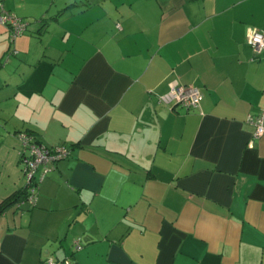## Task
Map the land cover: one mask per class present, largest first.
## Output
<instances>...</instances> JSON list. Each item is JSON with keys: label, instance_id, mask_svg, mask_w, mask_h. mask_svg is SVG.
<instances>
[{"label": "crops", "instance_id": "obj_1", "mask_svg": "<svg viewBox=\"0 0 264 264\" xmlns=\"http://www.w3.org/2000/svg\"><path fill=\"white\" fill-rule=\"evenodd\" d=\"M3 4L27 27L0 25V203L26 186L19 134L70 155L0 216V264H264V51L247 43L264 0ZM174 83L198 109L160 102Z\"/></svg>", "mask_w": 264, "mask_h": 264}, {"label": "built area", "instance_id": "obj_2", "mask_svg": "<svg viewBox=\"0 0 264 264\" xmlns=\"http://www.w3.org/2000/svg\"><path fill=\"white\" fill-rule=\"evenodd\" d=\"M0 25L7 28L10 32V38L22 35L26 31L27 23L18 18L13 13L6 10L3 0H0ZM247 43L257 54L264 51V32L249 28L247 32ZM201 95L198 89L193 87H180L177 84L170 86L168 94L160 98V102L171 106H180L186 111L199 108ZM252 122V118H249ZM256 127L255 137H260L264 132L263 116L256 118L253 121ZM19 139L22 144L20 151V164L22 166L23 175L26 179L28 188L27 200L20 202L17 207L24 205L33 206L36 201V195L39 184L44 177L54 169L58 161L69 157L70 150L66 147L50 148L38 144L31 135L19 134ZM251 147V145H250ZM45 264H58L52 260H47ZM60 264H70L62 262Z\"/></svg>", "mask_w": 264, "mask_h": 264}, {"label": "trees", "instance_id": "obj_3", "mask_svg": "<svg viewBox=\"0 0 264 264\" xmlns=\"http://www.w3.org/2000/svg\"><path fill=\"white\" fill-rule=\"evenodd\" d=\"M22 134L31 135L29 133H22ZM32 137H34V136H32ZM27 198H28V188L27 187H24V189L10 195L8 198H6L5 200H3L0 203V216L3 215L8 209H10L12 207L19 208V207H17V205L20 202L27 200Z\"/></svg>", "mask_w": 264, "mask_h": 264}, {"label": "rangeland", "instance_id": "obj_4", "mask_svg": "<svg viewBox=\"0 0 264 264\" xmlns=\"http://www.w3.org/2000/svg\"><path fill=\"white\" fill-rule=\"evenodd\" d=\"M3 64H4V60H3V59H2V60L0 59V65H3ZM4 67H5V66H4ZM4 67H3V68H4ZM7 70H9V69H7ZM4 74H5V75H4ZM4 74H3V77H4L5 80H6V77H7V78H10L11 75H12V74L9 73V72H6V73H4ZM23 176H24V175H23Z\"/></svg>", "mask_w": 264, "mask_h": 264}]
</instances>
